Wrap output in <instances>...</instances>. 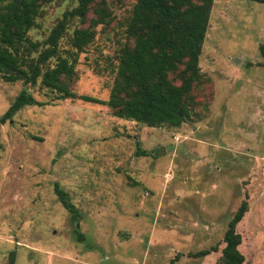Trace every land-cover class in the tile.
I'll return each instance as SVG.
<instances>
[{
    "label": "rangeland",
    "instance_id": "374dc122",
    "mask_svg": "<svg viewBox=\"0 0 264 264\" xmlns=\"http://www.w3.org/2000/svg\"><path fill=\"white\" fill-rule=\"evenodd\" d=\"M106 24L82 52L68 50L70 90L108 96L134 0H106ZM42 7V40L74 5ZM76 22V23H75ZM264 4L212 0L198 66L209 78L205 113L178 127L112 116L101 103L60 98L0 79V115L20 89L24 106L0 124V264H213L226 223H236L243 264H264ZM137 143V144H136ZM145 151L146 155L135 151ZM57 184L76 207L77 239ZM216 247L206 255L198 251Z\"/></svg>",
    "mask_w": 264,
    "mask_h": 264
},
{
    "label": "trees",
    "instance_id": "16d2710c",
    "mask_svg": "<svg viewBox=\"0 0 264 264\" xmlns=\"http://www.w3.org/2000/svg\"><path fill=\"white\" fill-rule=\"evenodd\" d=\"M50 1L0 0V79L30 85L37 81L56 96L71 98L75 96L70 90L73 68L61 45L68 25L77 22L65 38L67 49L82 52L93 39L94 27L106 24L111 13L106 0H73L75 4L62 12L42 40L31 39L29 32ZM251 1L264 4V0ZM211 4L212 0H134L107 98L75 97L104 104L112 116L150 127H178L205 113L212 92L209 78L199 69L198 56ZM257 49L264 58V45ZM45 104L20 89L0 115V124L24 106ZM135 153L146 155L138 147ZM53 191L81 240L76 207L57 184ZM246 209L243 200L227 221L223 246L213 264H243L235 225ZM210 251L216 247L197 254Z\"/></svg>",
    "mask_w": 264,
    "mask_h": 264
}]
</instances>
